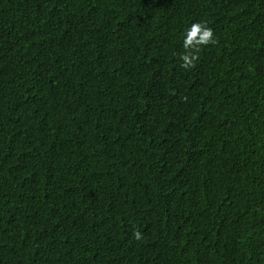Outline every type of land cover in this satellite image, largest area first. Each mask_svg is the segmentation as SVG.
Masks as SVG:
<instances>
[{
	"label": "trees",
	"instance_id": "16d2710c",
	"mask_svg": "<svg viewBox=\"0 0 264 264\" xmlns=\"http://www.w3.org/2000/svg\"><path fill=\"white\" fill-rule=\"evenodd\" d=\"M0 264H264V0H0Z\"/></svg>",
	"mask_w": 264,
	"mask_h": 264
},
{
	"label": "clouds",
	"instance_id": "9594fccd",
	"mask_svg": "<svg viewBox=\"0 0 264 264\" xmlns=\"http://www.w3.org/2000/svg\"><path fill=\"white\" fill-rule=\"evenodd\" d=\"M214 42L213 32L209 27L202 22L192 23L184 32L182 46L185 52L180 56L181 67L191 68L196 59L195 52L199 51L201 47H206ZM135 236L139 239L140 234L137 232Z\"/></svg>",
	"mask_w": 264,
	"mask_h": 264
}]
</instances>
